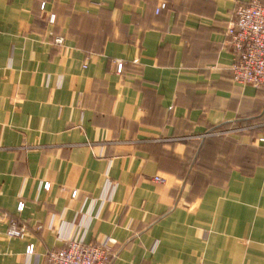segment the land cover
<instances>
[{"label": "crops", "instance_id": "1", "mask_svg": "<svg viewBox=\"0 0 264 264\" xmlns=\"http://www.w3.org/2000/svg\"><path fill=\"white\" fill-rule=\"evenodd\" d=\"M249 1L0 0V212L25 230L0 224V264L62 236L112 239L107 264H264V88L224 36Z\"/></svg>", "mask_w": 264, "mask_h": 264}, {"label": "built area", "instance_id": "2", "mask_svg": "<svg viewBox=\"0 0 264 264\" xmlns=\"http://www.w3.org/2000/svg\"><path fill=\"white\" fill-rule=\"evenodd\" d=\"M43 7V6H42ZM161 5L156 13L162 9ZM225 45L233 54L231 66L233 83L245 86L249 85L255 89L264 88V4L260 0H250L247 4L237 6L228 20L225 30ZM56 44L62 40L56 38ZM121 64L117 72L120 73ZM264 143V138L259 139ZM159 182V178H155ZM50 185L44 184L43 190L48 191ZM107 186V194H111ZM76 197V192L71 198ZM103 198V199H104ZM23 210V204L19 203L17 211ZM0 224L7 225L6 235L9 238H22L24 228L19 227L16 222L8 220L7 216L0 212ZM63 247L46 254V261L50 264H107L111 255V246L115 243L110 238H104L94 243H84L75 236L60 237ZM25 254L27 257L34 255L33 245H29Z\"/></svg>", "mask_w": 264, "mask_h": 264}]
</instances>
